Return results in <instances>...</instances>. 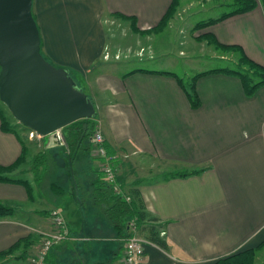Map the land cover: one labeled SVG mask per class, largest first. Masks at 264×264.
<instances>
[{
  "label": "crops",
  "instance_id": "0c3cea01",
  "mask_svg": "<svg viewBox=\"0 0 264 264\" xmlns=\"http://www.w3.org/2000/svg\"><path fill=\"white\" fill-rule=\"evenodd\" d=\"M171 3L33 0L32 12L40 30L42 54L75 73L76 82L88 91L99 111L96 119L117 155L120 178L127 187L139 180L147 209L164 222L165 248L140 230L144 234L139 236L142 264H206L264 241V84L248 94L240 76L220 70L206 72L195 80L200 103L194 105L172 64H139L158 56L125 61L128 64L122 72L115 70L114 63L103 62L106 15H126L131 17L127 18L130 28L135 22L140 29H148L158 24ZM206 29L222 43L240 44L251 58L264 64V0ZM158 34L152 46L159 50ZM220 57L229 59L225 54ZM1 123L0 116V165H9L20 156L21 136L27 132L22 134L20 126L15 127L19 133L6 131ZM36 136L26 140L30 152L33 142L39 151L46 149V136ZM96 162L100 166L99 159ZM173 166L200 171L169 176L178 170ZM25 171L21 167L16 173ZM163 171L169 172L153 178ZM66 190L61 200L64 208L46 204L38 208L34 192L30 197L25 184L0 180V199L16 209L13 215L0 218V252L30 237L8 258L0 259V264H31L40 236L55 228L50 217L53 208L60 210L74 230L86 227L72 183ZM263 246L256 250L255 264ZM122 261L123 250L116 264Z\"/></svg>",
  "mask_w": 264,
  "mask_h": 264
},
{
  "label": "trees",
  "instance_id": "16d2710c",
  "mask_svg": "<svg viewBox=\"0 0 264 264\" xmlns=\"http://www.w3.org/2000/svg\"><path fill=\"white\" fill-rule=\"evenodd\" d=\"M229 1L232 5L231 10L224 11L218 17H211L210 19H207L204 23L209 25L213 22L222 20L230 15L249 11L258 5V0ZM177 2L178 0H172L170 7L168 8V10L163 15L162 19L158 22L157 25L148 29H140L135 24V22H133L134 20H131V22H133L132 28L135 31L142 32L162 29L168 18L173 16V12L176 9L175 7ZM119 16H122L124 18H131L122 14H120ZM212 38L214 39L217 48L221 47L226 50H232L233 53H237L239 64L236 67H215L200 71L191 78V83L189 87L185 86L183 80L179 77V83L185 88L186 92L190 97V100L194 105H198L200 103V97L196 90L195 80L198 76L206 72L220 70L234 73L240 76L245 90L248 94H252L258 86L264 84V64L251 58L240 44L222 43L218 41L213 35ZM68 71L72 75L71 69H68ZM162 72L172 74V71L169 70H165ZM94 115L90 117L79 118L63 127V144L60 146H56V148L52 147L38 151L32 157L33 163L30 168L31 172H33V174L36 176L35 180L37 182H40L39 184H41L43 180L41 174L42 168L48 163V159H50L49 155L52 153V150H63L67 163L66 167H64V170H68V174L72 179L71 183L74 189V198L81 210L80 216L82 220L85 219L83 218L84 213H86L84 215H87L93 212H100L108 219V222L112 225L115 230V236L117 240L116 244L109 245L105 242L99 241L97 242V247L89 245V250L87 249V252L80 254V256H75V258L71 259L70 262L68 261L67 264H116L117 259L122 254V250L124 249V244L127 238L134 235L136 233V230L145 231L146 238L150 239L151 241L159 244L164 248L167 247V241L165 237L161 234L164 222H160L158 217L152 214L147 209L142 198L141 191L137 186L139 184V180H135L132 183L133 185H128L127 187L125 181L120 178V175L118 174L117 178L123 190V193H119L114 190L113 186H111L107 183V181H105L100 166L96 165L95 161L96 159H98V156L93 154L94 144L91 137L95 129H100L101 131L102 129L97 122L96 116ZM0 116L2 120L1 126L4 130L14 131L16 133L18 132L15 127L12 126L8 122V120H6L7 118L1 108ZM25 127L27 128V130H29V132L32 131V129H30L29 127ZM28 136L29 133L21 136L22 152L20 156L9 165H0V180L14 181L25 184L29 189V195L31 197L33 196L34 192L31 182L27 178L14 177L9 174V172L12 171L13 168L26 161V157L30 152V149L26 144ZM105 143L108 152L116 154L115 151H113L109 147L106 142V139ZM84 157L88 159V163H86L84 167L79 168L78 164L82 161ZM114 164L116 168L117 165H119L117 155L114 160ZM77 168H79L80 171ZM53 170H56V168L54 167ZM199 171L200 169L175 170L170 172L169 176H187L193 173H197ZM49 187L59 194H63L66 191V188L63 187L61 183H59L57 180H52L49 184ZM127 195L130 197L129 199L126 198ZM15 210L16 209L12 204L4 202L0 199V218L13 215ZM67 226L70 233H75L77 235H75L77 238L87 241L88 237H82V234H79L81 230L79 232L77 230H74L68 222ZM134 227L136 228V230H134ZM28 238L30 239V237ZM28 238L21 239L20 241L10 246L8 249L1 251L0 257L4 254L6 255L12 253L16 248L20 246L21 243H25ZM91 239L92 235L88 241H90ZM90 242L93 243L92 241ZM65 244L68 246L69 243L63 240L60 242V244L56 243L50 248L49 253L46 255L47 264H58L57 260L60 258V251L66 250ZM73 244V246H75L76 241ZM262 245H264V241L258 247L247 248L230 256L220 258L214 262H209L206 264H255L256 250ZM106 246H108L111 251L110 255L108 256L106 255ZM116 246H118L117 249ZM106 256L107 258H104Z\"/></svg>",
  "mask_w": 264,
  "mask_h": 264
},
{
  "label": "rangeland",
  "instance_id": "374dc122",
  "mask_svg": "<svg viewBox=\"0 0 264 264\" xmlns=\"http://www.w3.org/2000/svg\"><path fill=\"white\" fill-rule=\"evenodd\" d=\"M175 8L173 16L168 18L162 29L148 32L135 31L133 28H130L128 23L129 20L127 18L117 14L112 16L106 15L104 23L107 28V34L106 47L104 48V54L102 55L103 62L114 63L117 67L115 70L122 72L124 65L128 64V62L125 61L137 58L141 55L148 57L154 55V58L158 56L159 59L151 62L141 61L139 64L142 66L147 64L148 67H153L154 64H159V66H164L167 63L172 64L173 66H171V68L176 70L174 72L178 74L187 87L190 86L191 78L200 71L215 67L238 66V54L235 52L233 53L232 50H226L221 47L217 48L212 35L206 29L208 25L204 23L207 19L217 16L223 11L231 10L232 5L229 0H178ZM157 33H159L158 35L161 40L159 50L152 46L155 38L154 36ZM221 54H225L229 59L220 57ZM73 74L75 76L74 72ZM79 84L78 86H80V88L86 90ZM0 106L7 118L6 120L16 128L20 126L21 133L25 134L27 132L30 136L29 130H27L22 122L15 118L1 98ZM98 112L96 110L95 115H93L97 117ZM36 135L39 134L35 133V138L37 137ZM33 143H31L32 151L27 155L26 161L12 169L15 173L9 174L14 177L27 178L31 182L34 190V197L36 199L34 204L38 208L42 207L43 204H46L47 206L57 205L64 208L61 200L67 195V190L65 193L59 194L49 187L52 180H57L66 189L71 184L72 179L68 174V170H64V167L67 165L64 151L61 149L52 150V153L49 155L50 159H48V163L42 168L41 174L43 180L41 186L43 187L41 188L39 186L40 184L36 183V176L30 169L33 163L32 157L39 151V146H36V144ZM146 160L149 161V159ZM86 163H88V159L84 157L78 164L79 168L84 167ZM176 166H173V168L178 170L183 169L177 168ZM21 167L24 169L26 168L25 173H16ZM54 167L56 170H53ZM162 167L170 168L166 165ZM28 171L30 172L28 173ZM168 172L169 171H163L162 173H159V175L155 174L153 178L157 176H165ZM84 214L83 218H85V221L83 225H86V227H83L79 234H82V237H88L87 241L77 238L75 233L69 232L67 238L64 240H67L70 243L68 246L65 244V251H60L61 255L57 260L58 264H67L68 261L70 262L75 256H80V254L87 252L89 250V245L97 247V242L99 241L105 242L109 245L116 244L115 230L103 214L100 212H93L87 215ZM55 230V228L53 230L49 229L46 234L52 233ZM46 234L43 233L42 236H40L38 246L41 245ZM91 235L92 239L90 241L93 243L88 241ZM136 235L143 237L144 234L143 232L141 233L140 230H136ZM75 241L77 248H80V250L73 246ZM117 247L118 246H116V249ZM110 253V248L106 246V255L108 256ZM107 256L104 258H107ZM8 257V254H4L0 259ZM7 262L9 261L2 262V264H6ZM256 264H264V246L259 252Z\"/></svg>",
  "mask_w": 264,
  "mask_h": 264
},
{
  "label": "water",
  "instance_id": "95a60500",
  "mask_svg": "<svg viewBox=\"0 0 264 264\" xmlns=\"http://www.w3.org/2000/svg\"><path fill=\"white\" fill-rule=\"evenodd\" d=\"M32 3L0 0V98L52 148L63 144V127L92 116L96 108L69 71L42 54Z\"/></svg>",
  "mask_w": 264,
  "mask_h": 264
},
{
  "label": "built area",
  "instance_id": "2783aa9c",
  "mask_svg": "<svg viewBox=\"0 0 264 264\" xmlns=\"http://www.w3.org/2000/svg\"><path fill=\"white\" fill-rule=\"evenodd\" d=\"M35 133L32 130L30 135L33 136ZM91 139L94 144L93 154L98 156L105 181L113 186L115 191L123 193L117 178V168L114 164L116 154L108 152L103 132L100 129H95ZM126 198L129 199L130 197L127 195ZM50 217L56 230L52 233H45L46 236H44L41 245L37 247L36 252L30 257L31 264H47L46 255L49 253L50 248L67 238L69 229L67 221L60 210L57 208L52 209ZM134 230H136L135 227ZM161 234H164V231H161ZM141 240L136 233L127 238L123 249L122 264H142L143 244Z\"/></svg>",
  "mask_w": 264,
  "mask_h": 264
},
{
  "label": "bare ground",
  "instance_id": "6f19581e",
  "mask_svg": "<svg viewBox=\"0 0 264 264\" xmlns=\"http://www.w3.org/2000/svg\"><path fill=\"white\" fill-rule=\"evenodd\" d=\"M106 185V184H105Z\"/></svg>",
  "mask_w": 264,
  "mask_h": 264
}]
</instances>
